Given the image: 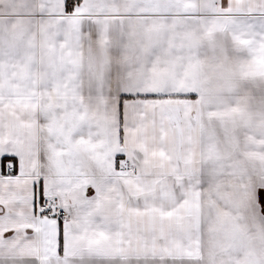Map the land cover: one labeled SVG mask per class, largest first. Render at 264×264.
Returning <instances> with one entry per match:
<instances>
[{
    "label": "snow or ice",
    "instance_id": "obj_1",
    "mask_svg": "<svg viewBox=\"0 0 264 264\" xmlns=\"http://www.w3.org/2000/svg\"><path fill=\"white\" fill-rule=\"evenodd\" d=\"M0 264H264V0H0Z\"/></svg>",
    "mask_w": 264,
    "mask_h": 264
}]
</instances>
